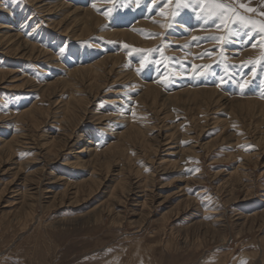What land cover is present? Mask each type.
Here are the masks:
<instances>
[{"label": "rangeland", "instance_id": "obj_1", "mask_svg": "<svg viewBox=\"0 0 264 264\" xmlns=\"http://www.w3.org/2000/svg\"><path fill=\"white\" fill-rule=\"evenodd\" d=\"M30 1L0 0V24L47 54H0V148L16 136L0 264H264V0H216L219 19L175 0H60L102 20L77 41L57 30L64 11ZM119 29L139 43L106 36ZM102 60L100 78L71 76Z\"/></svg>", "mask_w": 264, "mask_h": 264}, {"label": "bare ground", "instance_id": "obj_2", "mask_svg": "<svg viewBox=\"0 0 264 264\" xmlns=\"http://www.w3.org/2000/svg\"><path fill=\"white\" fill-rule=\"evenodd\" d=\"M30 1V0H29ZM31 3H35V4H40L39 7H36L38 8V11L40 13H42V16L43 17H48V18H51V15H53V12L58 9V10H62L64 11L63 13V18L61 20H59V24H58V27H57V30H62V32L64 33L65 37L66 36H70L71 38H73L74 41H77V40H82V39H85L87 37H89L90 35V32H91V29L94 28V27H97L102 20H100L99 18L95 17L89 10H82L80 8H72L70 9V7H68L67 5H64V3H62L60 0H53V2H51L52 4H48L47 0H33V1H30ZM49 2V3H50ZM134 2V1H133ZM44 3V4H43ZM42 4V5H41ZM109 4V3H108ZM7 5V4H6ZM52 5V6H51ZM54 8H51L53 7ZM92 7V6H91ZM96 6H94V10H96L95 8ZM4 8V7H3ZM69 8V9H68ZM167 8V7H166ZM169 9V8H168ZM5 11H7L6 9H4ZM95 12V11H94ZM97 13V12H96ZM12 16V13L10 14ZM62 15V14H61ZM167 15V14H166ZM8 16H9V13H8ZM102 16V15H101ZM4 17V16H3ZM2 17V19H3ZM17 17V15H16ZM158 17V16H157ZM169 17V16H168ZM105 18V17H104ZM162 18H165V17H162ZM102 19V18H101ZM157 19V18H155ZM5 22H6V18H4ZM13 20V19H12ZM11 20V21H12ZM54 20V19H53ZM163 20V19H162ZM167 20V19H166ZM50 21V19H49ZM149 22V20H146V22ZM164 21V20H163ZM3 22V21H1ZM16 22V21H15ZM144 22V21H143ZM150 23V22H149ZM156 23V22H155ZM162 23V22H161ZM14 24V23H13ZM137 24V23H136ZM140 24V23H139ZM142 24V23H141ZM157 24H160V23H157ZM1 25V24H0ZM4 24L2 23V25L0 26V54L3 55H6V54H11V55H15L16 57H18V59H33V57L36 58H39V57H45L47 54L46 53H42L40 52V50H37L35 48V46H32V45H29L28 43L24 42L22 39H20L19 35H16L15 32H11L10 29H6L4 26ZM11 25V24H10ZM17 25V24H16ZM156 25V24H155ZM164 25V24H162ZM7 26V25H6ZM9 26V25H8ZM159 26V25H157ZM12 27V26H11ZM139 27V26H138ZM140 27H142V25H140ZM132 28V27H131ZM146 28V27H145ZM182 28V27H180ZM15 29V27L13 28ZM138 29V28H137ZM144 29V28H143ZM147 29V28H146ZM164 29V28H163ZM149 30V29H148ZM16 31H18L16 29ZM21 31V30H20ZM101 31V30H100ZM124 31V30H122ZM136 31V30H135ZM140 31V30H139ZM163 31V30H161ZM130 32V31H129ZM142 32V31H141ZM159 32V30H158ZM194 32V31H193ZM22 33V32H21ZM132 33V32H131ZM136 33V32H135ZM140 33V32H139ZM103 34V33H102ZM133 34V33H132ZM132 34H129L127 33L126 31L125 32H121L120 29L119 31H116L114 33H106V36H109V37H113L114 38H120V39H125L126 41L128 42H131V43H139L137 38L134 37V35ZM160 34V33H159ZM192 34V33H191ZM209 34V33H208ZM105 35V34H103ZM144 35V33H143ZM23 36V35H22ZM63 36V34H62ZM160 36V35H159ZM105 37V36H103ZM194 37V36H193ZM107 38V37H106ZM155 38V37H154ZM197 38V37H196ZM181 39V38H180ZM106 40V39H105ZM148 40V39H147ZM157 40V39H155ZM172 40V39H171ZM26 41V40H25ZM145 41V40H144ZM158 41V40H157ZM185 41V40H184ZM190 41V40H189ZM188 42V41H187ZM147 43V42H146ZM153 43V42H152ZM33 44V43H32ZM180 44V43H179ZM187 44V43H186ZM93 45V44H92ZM96 46V45H95ZM97 48V47H96ZM207 49V48H206ZM43 51V50H42ZM106 52V51H105ZM177 52V51H176ZM198 52V50H197ZM129 54V53H128ZM253 54V53H252ZM121 55V54H120ZM14 56V57H15ZM117 57V56H116ZM107 60H102L100 63H95L94 65L92 64V66H88V68H82V69H77L75 71H71L72 72V77H79V76H84V72H87L88 70H91L96 77L100 78L101 77V74L103 73V71H106L104 70V66H105V62ZM110 61L112 62V67L111 69L108 71L107 75L109 76V74H111L113 72V68L115 70V65L118 64V60L117 58H113V59H110ZM50 62H53V61H50ZM80 62V61H79ZM2 70V68L0 69ZM135 70V69H134ZM132 73V72H131ZM7 74L10 75V73H6V72H0V83L4 82L6 77H7ZM127 74V73H126ZM124 75V78L125 80L127 78H129L128 75ZM133 74V73H132ZM112 75V74H111ZM135 75V74H134ZM69 78V77H68ZM82 78V77H80ZM71 79V78H70ZM69 79V81H71ZM74 79V78H72ZM76 79V78H75ZM86 78H84V81H85ZM120 79V78H119ZM77 80V79H76ZM99 80V79H97ZM101 80V79H100ZM118 80V79H117ZM74 81V80H73ZM77 82V81H76ZM64 83V82H63ZM66 83V82H65ZM73 82L71 81V84ZM94 83V82H93ZM70 84V83H68ZM25 85V84H24ZM49 85V84H48ZM47 85L48 88H51L52 86H54L53 84H50L49 86ZM65 85V84H64ZM74 85V84H73ZM89 85V84H88ZM152 85V84H151ZM61 86V85H60ZM65 87V86H64ZM72 87V86H71ZM86 87V86H85ZM98 87V86H97ZM154 87V86H153ZM153 87H147L145 89V91H143V93H145L146 95H148L149 97H152V96H156V99H157V90ZM47 88V89H48ZM57 88V87H56ZM44 89V88H42ZM64 89V88H63ZM159 89V88H158ZM212 93H214V91L212 90L211 91ZM81 93V92H80ZM211 93V94H212ZM154 94V95H153ZM156 94V95H155ZM144 95V96H146ZM213 95V94H212ZM154 97L152 98L153 102H154ZM224 102V101H223ZM239 102V101H238ZM249 102H253V101H249ZM32 104V103H31ZM62 104V103H61ZM56 105V104H55ZM60 106V105H59ZM66 106V105H65ZM258 106V105H257ZM256 106V107H257ZM39 108V107H38ZM62 108V107H61ZM33 109H31L30 111H24L22 115V117H24L25 115L26 116H34L35 115V112L32 111ZM65 110V109H64ZM63 110V111H64ZM135 110V109H134ZM133 110V111H134ZM59 111V110H58ZM137 111V110H135ZM134 111V112H135ZM219 112V111H218ZM66 113V111H65ZM69 116L68 118L66 117H63V118H66L64 120H59L61 121L62 125L65 124H70V122L74 119V117H72V114L71 113H68ZM37 115V113H36ZM74 115V114H73ZM42 116V115H41ZM20 117V118H22ZM43 117V116H42ZM48 117V116H47ZM249 117V116H248ZM81 118V117H80ZM101 118H105L103 116L100 117ZM254 118V117H253ZM85 119V118H84ZM133 119V117H132ZM76 121V120H75ZM34 123V122H32ZM26 124V123H24ZM11 125V124H10ZM252 125V124H251ZM257 126V125H256ZM62 127V126H61ZM66 127V126H65ZM37 128V127H36ZM63 128V127H62ZM14 130V129H13ZM33 130V129H32ZM55 132V131H54ZM205 133V132H204ZM16 135V133H15ZM132 135V140L133 139H138V133L135 132L134 130L132 131H129L128 133H126L125 135V138L128 137L130 138V136ZM20 136V135H19ZM16 137V136H15ZM13 137L10 141H5L3 143V145L1 146V151H0V158H3V157H7L8 155H12V152H13V149H14V141H16V138ZM50 137V136H49ZM2 138V137H1ZM60 138V137H59ZM68 139V137H67ZM88 139V138H87ZM261 139V138H260ZM21 140V139H20ZM65 140V139H64ZM57 141V140H56ZM259 141V140H258ZM262 141V140H261ZM20 142V141H19ZM22 142V141H21ZM58 142V141H57ZM260 142V141H259ZM56 143V142H55ZM66 143V142H65ZM54 145V144H53ZM18 146V145H17ZM21 146V145H20ZM48 146V145H47ZM58 147V145H56ZM53 147V146H52ZM22 148V147H21ZM16 149V148H15ZM17 150V149H16ZM63 151V150H62ZM151 152V151H150ZM76 154V153H75ZM104 152L101 151L100 153H93L92 150H89L88 152V156L91 159V163H93V165H99L100 163H104V165L106 166H109V160L107 159H104V160H101L100 157L101 155H103ZM101 160V161H100ZM77 166L80 165V163H77L76 164ZM264 168V167H263ZM80 177V176H79ZM110 179V178H109ZM147 183V182H146ZM94 184V183H93ZM15 191V190H14ZM96 216V215H95Z\"/></svg>", "mask_w": 264, "mask_h": 264}, {"label": "snow or ice", "instance_id": "obj_3", "mask_svg": "<svg viewBox=\"0 0 264 264\" xmlns=\"http://www.w3.org/2000/svg\"><path fill=\"white\" fill-rule=\"evenodd\" d=\"M172 0H167V2L164 4V7H167L169 3H171ZM177 4V8L183 7L185 9L191 8L193 11H205L210 9V17L212 19H219L221 16L224 15V13L227 11L224 5L219 4L216 2V0H175ZM136 6L140 7L142 4V0H135ZM157 3V0H151V6H155ZM243 7V5H241ZM112 9H109L108 12L111 13ZM247 11L251 12L253 9L248 8ZM161 15H164L163 10H161ZM176 15H179L178 12H174L173 18H175ZM264 15V13H262ZM219 27V25H217ZM225 27H227V24L225 23ZM193 39H197L196 37H193ZM61 52L64 51V49H60ZM144 67V62L141 61V69ZM141 69H137L139 72ZM246 85L244 83L240 84V87L243 89Z\"/></svg>", "mask_w": 264, "mask_h": 264}]
</instances>
